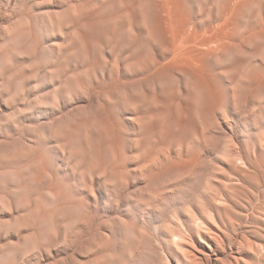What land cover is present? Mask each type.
I'll return each mask as SVG.
<instances>
[{
  "label": "rangeland",
  "instance_id": "obj_1",
  "mask_svg": "<svg viewBox=\"0 0 264 264\" xmlns=\"http://www.w3.org/2000/svg\"><path fill=\"white\" fill-rule=\"evenodd\" d=\"M68 8L85 24L95 25L94 31L64 29L71 32L68 47L75 56L59 65L28 67L34 59L49 57L40 52L36 57L15 54L31 46L33 21L27 0H0V45L6 46L0 51V99L8 101L0 104V124L5 129L0 133V160L9 155L27 159L32 145L17 129L37 105L36 97L48 104L54 91L48 83L39 89L34 86L42 80L59 84L68 73H84L77 76V83L84 86L95 70L98 50L112 49L104 52L110 62L119 61L115 54L122 51L149 69L113 77L109 86L142 100L130 122L136 127V122L143 123L160 137L168 131V112L181 123L185 114L190 115L200 132L210 128L212 122L200 107L201 79L180 75L194 70L206 79L204 70L210 61L231 73L225 79L253 95L256 104L264 103L257 95L264 88V70L256 68L264 62L250 59L253 52L264 49V0H62L46 11L62 15ZM65 40L57 35L52 46ZM53 68L55 72L50 71ZM165 103L168 107L162 108ZM244 106L248 107L246 99ZM49 115L48 110L36 109L28 119ZM91 123L86 143L96 152L94 162L100 163L102 141L110 134L112 120ZM238 135L246 148V125H241ZM252 142L255 151L238 152L226 140L219 152L207 155L214 166L213 178L201 182L190 199L180 200L178 190H165L198 176L204 158L197 153L139 161L143 181L130 184L136 187L119 205L104 189L97 193L101 211L67 197L59 219L74 241L44 251L43 264H264V129H255ZM152 143L156 141H149L148 147ZM56 187L63 189L59 181ZM56 197L53 190L40 203L47 208ZM9 218L7 212L0 214V220ZM57 219L51 217V223ZM18 232L8 231L6 242H27L32 235L25 228Z\"/></svg>",
  "mask_w": 264,
  "mask_h": 264
},
{
  "label": "clouds",
  "instance_id": "obj_2",
  "mask_svg": "<svg viewBox=\"0 0 264 264\" xmlns=\"http://www.w3.org/2000/svg\"><path fill=\"white\" fill-rule=\"evenodd\" d=\"M103 2V0H101ZM62 0H27V8L31 14V46L25 51L15 53L21 57H36L37 52L46 54L49 59H34L28 67L36 64H62L66 58L74 57L75 50L69 49L72 40L67 39L71 32L64 29L78 28L92 33L93 24H85L79 17L65 9L62 15L48 12L50 6H56ZM62 35L66 37L63 45L52 46V41ZM59 49V51H58ZM6 46L0 45V51ZM112 49L98 50V60L93 61L95 70L91 79L84 86L77 83V76L68 73L59 84L42 80L34 87L39 89L48 83L53 89L52 100L48 104L40 103L25 114L22 125L17 129L20 136L29 140L27 159L17 160L5 156L0 160V214L7 212L10 218L0 220V264H43V252L57 248L62 244L74 241V235L65 231V225L59 217L66 198L82 202L89 209L101 211L98 190L104 189L112 193L113 203L119 205L121 198L136 187L130 184L136 180L143 181L138 162L146 158L151 160L158 156H172L197 153L202 159V167L198 176L189 178L183 184L168 193L179 191L181 200L190 199L199 184L211 180L214 170L211 160L206 156L219 152L227 140L238 152L255 151L252 142L257 127L264 129V103L256 104L253 95L241 90L236 84L225 79L226 75L216 63L209 62L205 68L207 78L196 71L181 72L199 78L204 87V95L200 100L201 110L211 120V126L200 132L190 115L181 119L175 113L168 112L170 123L167 134L160 137L158 133L146 128L143 123L130 122V115L143 101L124 95L118 86H109L110 80L118 75L139 74L149 69L141 62L130 60L121 51L115 55L119 61L105 59L104 52ZM86 58V57H85ZM250 59L264 62V49L253 52ZM258 70H264V63H257ZM55 72L56 69H50ZM58 79V78H57ZM260 101H264V88L258 92ZM187 99V97H185ZM248 107L245 108L244 101ZM0 99V104L6 103ZM89 104L88 109L80 105ZM162 108L168 105L162 104ZM36 109L48 110L46 119L29 120V114ZM111 117L112 125L109 136L102 141L100 163H95L96 152L86 143L87 129L93 127L91 121ZM246 125L248 136L247 147L242 148L238 130ZM195 129V131H194ZM5 129L0 124V133ZM215 137L209 141L208 137ZM155 140L148 147V142ZM161 164L163 161L160 162ZM57 181L63 189H57ZM57 191L55 203L45 208L41 200ZM123 194V195H121ZM165 199V197H164ZM31 206H28V201ZM118 202V203H117ZM51 217H57L55 224ZM25 228L32 235L27 242L7 243V232ZM39 252L41 255L37 256Z\"/></svg>",
  "mask_w": 264,
  "mask_h": 264
}]
</instances>
